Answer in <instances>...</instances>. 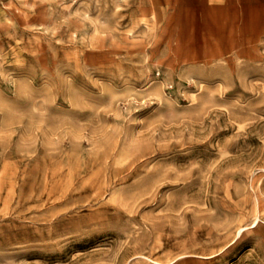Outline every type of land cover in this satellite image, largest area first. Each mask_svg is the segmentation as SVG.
Listing matches in <instances>:
<instances>
[{"label": "rangeland", "instance_id": "1", "mask_svg": "<svg viewBox=\"0 0 264 264\" xmlns=\"http://www.w3.org/2000/svg\"><path fill=\"white\" fill-rule=\"evenodd\" d=\"M0 264H264V0H0Z\"/></svg>", "mask_w": 264, "mask_h": 264}]
</instances>
